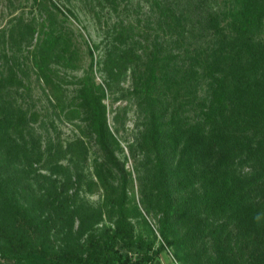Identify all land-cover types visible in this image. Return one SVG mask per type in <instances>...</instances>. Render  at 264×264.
<instances>
[{"label":"trees","instance_id":"1","mask_svg":"<svg viewBox=\"0 0 264 264\" xmlns=\"http://www.w3.org/2000/svg\"><path fill=\"white\" fill-rule=\"evenodd\" d=\"M30 1L41 20L15 16L0 31V256L17 264H158L166 243L180 264H264V0H138L133 18L106 30L100 83L93 47L82 75L69 79L80 53L67 18L51 0ZM120 1L102 3L116 11ZM7 44L31 49L17 56ZM24 58L52 113L77 120L75 138L44 137L36 126ZM107 93L111 104L127 101L112 111L114 130ZM128 103L137 116L127 144L133 171L115 134ZM81 191L101 199L87 202ZM145 214L156 218V250L135 233L132 220ZM101 222L113 227L98 232Z\"/></svg>","mask_w":264,"mask_h":264},{"label":"rangeland","instance_id":"2","mask_svg":"<svg viewBox=\"0 0 264 264\" xmlns=\"http://www.w3.org/2000/svg\"><path fill=\"white\" fill-rule=\"evenodd\" d=\"M51 1H53L60 9L61 13H59V16H65L67 18L68 22L66 23V25L74 32V43L80 53L79 68L75 70H67V76L69 77V79H72L76 76L82 75L83 70L88 66L91 60V57L88 54V47H93V68L95 80L98 83L102 82L103 77L98 71V65L96 62L99 60V57L101 56L104 48L103 40H105L106 37V30L121 17L133 18L135 12L134 9H138V7L136 6L138 0L120 1L116 11H113L109 4L102 3V0ZM140 7L141 9L139 11L146 10L148 4L142 1L140 3ZM20 15L26 20H30V18L34 17L35 22H39L41 20V16H43L38 7H36L30 0H0V31L8 26L10 18ZM4 41L5 40H3V42ZM3 42H0V48ZM95 45H99L98 49H95ZM15 47V45L7 44L4 47V50L8 49V53L13 50V52L17 53V56H21V53L26 55L27 50L31 49L27 45H22V47L18 50H16ZM19 60H21V58H19ZM23 60L25 61V66L23 65L22 67L24 69H27V79L30 86L29 94H26L24 96L25 103H28L31 100L34 101L36 109L42 115H40L36 126H39V130L44 137L49 136L51 138H56L58 135L64 143L75 138V136L78 135V132L74 126V123L77 122V120L72 121L67 119L63 115H60L58 117L52 113L50 105L46 99V90H44L42 88L43 86H41V84L36 80V74L34 73L32 68H29L31 66V63L29 61H26L25 58ZM130 81V78L127 77L126 80L120 83V87H122L123 89L128 88V86H130ZM75 87L76 86L72 83L66 86L70 93L73 92V89ZM20 99L21 98L18 99L19 102L21 101ZM104 103L107 105L108 109L109 125L114 130L112 111L116 107L124 106L127 101L121 99L114 104H111V95L110 93H107V97L104 99ZM128 108L129 111L125 118L124 128H120V130L115 132V134L117 135L121 146L123 147V152L119 154V157L120 159H124V156H126L125 167L128 170L130 169L131 171H133V160L129 158L127 144L132 142L134 139L136 133L135 121L137 116L135 105L131 103ZM93 156L94 154L91 149L87 164L83 168V172L85 175H90V172L92 171L91 161ZM132 177L134 186L133 190L130 191V194L133 195L135 201L138 202L139 194L134 172H132ZM80 194L83 198H85L87 202L90 203H97L101 199L100 192L98 191H95V193L93 194L81 191ZM144 216L145 217H139L132 220L135 226V233L142 234L144 238L153 240V249L156 250L160 245L163 244V241L159 237V233L157 230L156 218L149 214H145ZM144 220L146 221V223ZM108 227L112 228L113 226L107 222H101L97 225V228H99L98 232ZM50 239L52 240L55 248H59L63 244L61 233H56L53 236H51L50 234ZM163 245L164 247L162 250H160V254H171L175 258L171 247L166 243H164ZM117 247H119L122 252L127 250V248H125L121 241L117 244ZM0 264H17V262L11 258L0 256Z\"/></svg>","mask_w":264,"mask_h":264},{"label":"built area","instance_id":"3","mask_svg":"<svg viewBox=\"0 0 264 264\" xmlns=\"http://www.w3.org/2000/svg\"><path fill=\"white\" fill-rule=\"evenodd\" d=\"M157 261L158 264H180L171 254H159Z\"/></svg>","mask_w":264,"mask_h":264}]
</instances>
